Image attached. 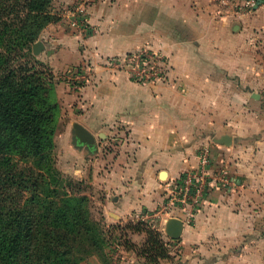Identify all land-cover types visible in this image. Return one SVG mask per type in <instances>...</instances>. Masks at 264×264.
Returning <instances> with one entry per match:
<instances>
[{
    "label": "crops",
    "instance_id": "crops-1",
    "mask_svg": "<svg viewBox=\"0 0 264 264\" xmlns=\"http://www.w3.org/2000/svg\"><path fill=\"white\" fill-rule=\"evenodd\" d=\"M89 11L96 33L67 43L93 58L95 79L77 101L66 98L73 121L113 149L75 140L69 164L76 155L83 166L72 174L97 175L94 198L108 226L140 220L161 230L170 217L182 221L179 239L164 235L174 242L166 257L150 263L125 251L116 264H264V57L249 38L264 30V8L236 14L218 0H102ZM144 49L170 58L166 80L139 83L101 64L102 56ZM203 152L235 184L212 189L191 216L164 212L168 181L197 167ZM131 224V241L145 244L146 231ZM81 264L102 263L91 255Z\"/></svg>",
    "mask_w": 264,
    "mask_h": 264
},
{
    "label": "trees",
    "instance_id": "trees-1",
    "mask_svg": "<svg viewBox=\"0 0 264 264\" xmlns=\"http://www.w3.org/2000/svg\"><path fill=\"white\" fill-rule=\"evenodd\" d=\"M50 1L0 0V264H81L104 256L100 210L54 161L48 122L55 103L40 93L49 74L15 65L31 53L38 31L58 19ZM146 233L142 252L155 263L167 252L159 233Z\"/></svg>",
    "mask_w": 264,
    "mask_h": 264
},
{
    "label": "rangeland",
    "instance_id": "rangeland-1",
    "mask_svg": "<svg viewBox=\"0 0 264 264\" xmlns=\"http://www.w3.org/2000/svg\"><path fill=\"white\" fill-rule=\"evenodd\" d=\"M99 1L102 0H51L49 9L58 17V19L46 23L42 29L38 31L37 40L31 45V53L22 58L19 57V59H16L17 64H15L16 67L21 66L23 72L31 66H35V69L37 68L40 72H46L50 75L47 76L50 78H47L49 79V82L46 83V88L41 90L40 93L41 96L47 99V102H51V104L55 103V108L51 111V119L48 122L49 127H53L54 130L52 136V154L55 164L64 177L80 182L85 187L86 193L95 200L96 206L98 207V200L94 198L95 195L99 198L98 191L94 193V189H98L97 186L100 185L97 175L81 176L82 172L80 169L75 175L72 174L74 167L77 166L80 168L83 166L82 159H79L76 155H72L71 158L72 161H76L69 164V158L71 156L70 150L72 147H75L76 143L72 128L74 114L76 113L70 112V110H72V102L70 103L66 98V94H73V101H77V98L82 95L85 87L94 82L96 63L92 60L93 58L83 54L84 48H82L80 44L74 49L67 42L72 41L76 35L86 37L96 33L97 29L91 21L89 8L93 3ZM218 1L225 7H231L229 0ZM253 36L256 37L254 51L257 55L264 57V30L262 32L257 30L253 32L249 37L250 40H252ZM37 41L42 42V48H40L37 53H34L33 45ZM65 43L69 46L60 53V47ZM144 51H147L150 55L151 53H154L152 50L148 49H144ZM141 52V50H138L126 52L122 55L102 56L101 64L111 70L127 72L121 65L122 61L133 55H138ZM54 55H56V57ZM154 55L157 59H170L167 55L160 52H155ZM169 66L170 64L168 62L167 66H165L167 67L166 70L168 69L167 75ZM102 142L103 139L96 136L95 146L96 148H101V153H103V149H113L112 144H104V142ZM82 148L85 155L90 154L87 147L83 146ZM90 181H92V183H90ZM130 224L131 223L125 224L124 226L116 224L108 226L103 223L106 237L104 256L100 258L95 255L102 264H116L119 258L128 259L125 251H133L138 254L144 253L142 251H145L146 243L139 245L136 244V242H132L129 238V231L125 230V228H130ZM136 224L146 232L151 231L159 233L160 240L163 242L165 249L168 248L166 243L171 244L170 246H174V242H170L169 238L166 239L164 236L166 235L164 227L160 230L158 224H149L140 220ZM132 226L134 227L135 224H131V227ZM177 249L178 245L175 247V250ZM132 259L134 263L139 261L135 256H132Z\"/></svg>",
    "mask_w": 264,
    "mask_h": 264
},
{
    "label": "built area",
    "instance_id": "built-area-1",
    "mask_svg": "<svg viewBox=\"0 0 264 264\" xmlns=\"http://www.w3.org/2000/svg\"><path fill=\"white\" fill-rule=\"evenodd\" d=\"M231 9L236 14H254L264 8V0H229ZM138 55L124 59L121 65L133 81L139 83L166 80L167 59H157L144 50ZM235 184L227 168H212L208 152L200 154L197 167L185 170L182 174L170 179L165 189L164 212L182 209L188 215L197 211L199 205L214 188Z\"/></svg>",
    "mask_w": 264,
    "mask_h": 264
},
{
    "label": "water",
    "instance_id": "water-1",
    "mask_svg": "<svg viewBox=\"0 0 264 264\" xmlns=\"http://www.w3.org/2000/svg\"><path fill=\"white\" fill-rule=\"evenodd\" d=\"M239 25L235 24L233 27V30H238ZM40 48H42V42L37 41L33 45V52L37 53ZM73 133L76 142L79 145H84L89 148H93L95 145V137L92 133H90L85 127H83L78 122L72 123ZM220 142L229 145L231 143V137L229 135H223L220 139ZM165 233L171 238V239H179L181 231H182V221L179 218L176 217H170L165 223L164 227Z\"/></svg>",
    "mask_w": 264,
    "mask_h": 264
}]
</instances>
